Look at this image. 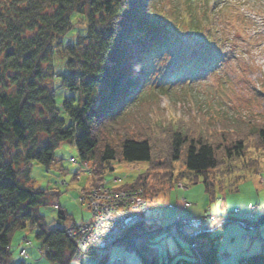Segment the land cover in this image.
Here are the masks:
<instances>
[{"label":"trees","instance_id":"obj_1","mask_svg":"<svg viewBox=\"0 0 264 264\" xmlns=\"http://www.w3.org/2000/svg\"><path fill=\"white\" fill-rule=\"evenodd\" d=\"M251 18L236 2L220 0H0V264H12L14 235L27 228L36 230L38 250L52 262L72 264L86 254L95 256L76 247L67 227L46 221L40 208L51 191L30 185L33 162L50 167L63 142L74 143L96 175L112 160L147 162L136 180L120 188L142 187L152 201L189 174L193 180L203 174L212 192L215 171L226 161L246 160L250 147L264 150V123L246 124L243 131L179 123L164 132L162 151L145 133L127 134L136 123V106L150 101L146 85L167 86L186 75L190 83L197 70L218 62L220 43L228 40L224 27L239 21L236 36L244 37ZM71 30L75 43L65 40ZM164 55L169 63L161 65ZM55 61L61 67L60 86L73 91L63 100L69 123L47 86ZM135 70L141 82L136 79L132 89L119 87V80ZM139 83L143 87L136 93ZM251 161L244 166L259 162ZM177 164L183 167L178 174ZM57 211L58 219L71 218L61 206ZM220 238L210 232L188 237L200 241L204 264H221ZM146 241L140 247L148 255ZM30 247L22 257H30ZM249 264H264V251L251 254Z\"/></svg>","mask_w":264,"mask_h":264},{"label":"rangeland","instance_id":"obj_2","mask_svg":"<svg viewBox=\"0 0 264 264\" xmlns=\"http://www.w3.org/2000/svg\"><path fill=\"white\" fill-rule=\"evenodd\" d=\"M220 1L236 2L243 12L252 17V27L244 37H237L235 29L240 25L239 21L225 26L227 32L224 36L228 40L223 44L220 43L218 62L213 65V69L209 67L207 71L196 76L191 83H187L189 77L186 75L183 80L170 85L166 84L167 86L157 85V87L154 83L152 86H145L148 88L150 101L146 105L136 106L134 110L136 123L130 124L128 128L130 132L127 134L133 133L132 130L135 129L137 133H145L153 139L157 151L164 149L162 146L165 144L166 129L169 126L177 128L179 123L190 124L199 130L215 129L214 131H219L223 127L243 131L247 127L246 124L254 127L264 123V0ZM74 33L75 31L71 30L65 36V40L72 41ZM128 42L131 40L129 39ZM188 54L195 56L194 52ZM167 56L169 55L162 57L161 65L169 63ZM55 62L54 69L47 71V86L53 89L54 98L61 109V117L69 123L71 118L63 108V100L71 96L73 91L60 86L61 67L58 61ZM136 79L140 82L142 80V75L137 70L135 75L127 74L120 79L119 87L135 88ZM141 84L139 83L135 89L136 93L141 90L140 86L143 87ZM148 94L144 99L148 97ZM123 131L120 133L125 134ZM249 149L246 160L232 158L215 171L216 184L212 192L207 191L203 174L194 180L191 179L193 174L182 179L190 186L187 191L181 189L178 183H174L171 189L162 192L159 198L153 200L149 214L162 218L164 221L161 224H153V229L167 226L169 218L178 215H198L209 207L213 209L240 208L246 212L250 205H257L259 209L264 210V150L254 147ZM55 154L56 161L48 168L33 162L31 169L33 181L30 183L33 187L49 188L51 191L47 204L40 210L52 227H68L89 220L87 203L82 201L81 197L101 179H104L109 187H120L132 183L148 166L147 162H127L116 159L106 164L100 175H96L95 170L91 174L71 161L72 158L78 162L81 161L78 148L74 143L68 141L61 143ZM247 159L250 162L251 160L259 162L251 167H245L244 162L248 161ZM90 166L94 168L92 164ZM180 170H183V167L177 164L176 174ZM117 177L121 178V182L114 181ZM22 178L24 179V176ZM214 196L216 198L213 199ZM54 201L60 204L71 218L58 219V208L54 207ZM187 202L190 205H187ZM169 204H172L174 208L170 209L167 206ZM260 217L261 214H258L255 219L245 216L233 218H247L252 221L257 219L258 222ZM226 219H221V225L213 232L201 231L210 232L214 237L221 236L218 244L221 264H238L240 256L264 251V224L257 229H246L237 223L226 224ZM139 225L140 232L151 230L149 224ZM144 226L148 228L145 230ZM246 233L255 238L246 240L243 238ZM35 234L36 230L27 228L14 235L11 263L59 264L42 257L38 250L40 243ZM25 238H27L25 242L31 241L29 258L22 257L18 248ZM145 240H147L146 243L149 241L147 244L151 246L146 255L153 263L155 257L158 264H193L195 261L190 247L169 236L168 231L158 232L151 239ZM145 240H142L143 244ZM116 242L113 247L114 258H120L126 264H143L138 255L130 251L129 246L127 248L123 243L118 242V239ZM226 254L229 256L224 259ZM72 264H98V262L93 255L86 254L83 260H76Z\"/></svg>","mask_w":264,"mask_h":264},{"label":"built area","instance_id":"obj_3","mask_svg":"<svg viewBox=\"0 0 264 264\" xmlns=\"http://www.w3.org/2000/svg\"><path fill=\"white\" fill-rule=\"evenodd\" d=\"M72 162L79 164L80 169L93 174L94 168L87 160L73 159ZM121 182V178L114 179ZM179 187L189 190L190 186L183 181H179ZM87 203V210L90 213L88 221L69 226L67 233L71 241L81 251L93 250L98 264H126L120 258H114L113 247L117 239L123 236L126 231L136 224H155L162 223L164 219L154 217L149 214L152 200L146 197L144 188L124 189L120 187H109L106 181H101L93 185L86 195L81 197ZM187 205H190L187 202ZM173 209L172 204L168 205ZM264 213L256 205H250L248 211L244 212L240 208L219 209L207 208L198 215H178L167 219L171 224L168 231L169 236L181 242L193 252L195 264H204L203 256L199 250L200 241L197 239L189 240L188 236L197 235L202 230L214 231L221 225L220 220L229 217H251ZM243 238L253 240L255 237L244 234ZM21 254L26 256V249L31 246V241L23 242ZM42 257L44 256L43 253ZM229 255H224L226 259ZM249 256L242 255L243 264H249Z\"/></svg>","mask_w":264,"mask_h":264},{"label":"water","instance_id":"obj_4","mask_svg":"<svg viewBox=\"0 0 264 264\" xmlns=\"http://www.w3.org/2000/svg\"><path fill=\"white\" fill-rule=\"evenodd\" d=\"M229 223L243 225L246 229H257L264 224V214L259 218L258 223L255 226L247 225L243 220L236 218H227L226 224ZM170 227L171 225H167L162 228L140 232V225L137 224L130 227L127 232L118 239V242L123 243L125 246H129L130 251L136 253L143 264H154L153 261L147 257L146 253L142 250L139 244L142 240L151 239L158 232L168 231Z\"/></svg>","mask_w":264,"mask_h":264},{"label":"flooded vegetation","instance_id":"obj_5","mask_svg":"<svg viewBox=\"0 0 264 264\" xmlns=\"http://www.w3.org/2000/svg\"><path fill=\"white\" fill-rule=\"evenodd\" d=\"M148 242H149V241H148ZM148 242H147V243H148Z\"/></svg>","mask_w":264,"mask_h":264}]
</instances>
